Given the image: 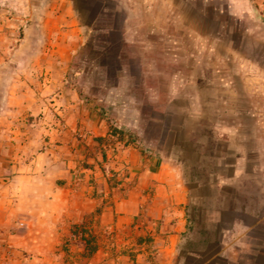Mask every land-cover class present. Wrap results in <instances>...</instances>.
Returning a JSON list of instances; mask_svg holds the SVG:
<instances>
[{
    "label": "crops",
    "instance_id": "obj_1",
    "mask_svg": "<svg viewBox=\"0 0 264 264\" xmlns=\"http://www.w3.org/2000/svg\"><path fill=\"white\" fill-rule=\"evenodd\" d=\"M14 1L11 26L24 34L1 37L0 46L31 49L22 56L0 55L11 108L59 109L65 122L60 127L50 118L33 119L35 129L25 136L29 144L0 168V264H264V202L246 196L243 186L251 175H262L259 135L237 129L238 122H217L216 154H170L160 147L149 152L127 143L108 159L110 154L100 151L106 119L94 114L75 88L54 84L69 78L63 67L72 43L83 45L81 31L103 32L110 46L143 48L148 36L164 46L169 30L170 46H179V32L197 33L190 15L211 21L213 14L228 13L264 22V0H225L219 8L213 0H198V7L196 0H92L88 23L77 22L68 0ZM75 7L81 18L83 10ZM32 16L43 39L24 37L33 28ZM6 27L0 21L1 35ZM48 93L59 99L39 97ZM188 100L197 107L193 95ZM13 119L0 117V127L22 125L21 118ZM75 131L86 150L73 149ZM185 137L173 146L179 152L185 151ZM121 167L125 174L113 186ZM95 224L108 240L97 249ZM85 239L91 240L89 248Z\"/></svg>",
    "mask_w": 264,
    "mask_h": 264
},
{
    "label": "rangeland",
    "instance_id": "obj_2",
    "mask_svg": "<svg viewBox=\"0 0 264 264\" xmlns=\"http://www.w3.org/2000/svg\"><path fill=\"white\" fill-rule=\"evenodd\" d=\"M13 1L0 0V21L7 24L0 38L23 37L24 31L16 32L17 29L13 30L15 27L11 26L15 21ZM68 1L78 23L91 20L92 6H95L92 0ZM213 2L219 8L225 0ZM76 5L83 10L81 18L76 16ZM195 6H199L198 0ZM146 17L145 21L149 23L150 15ZM201 19L197 14L189 16V23L197 33L179 32V46H170L171 41L168 40L172 32L169 30L162 36L164 46H160L159 39L148 36L149 45L143 48L124 44L110 46L103 32L81 31L79 35L83 45L72 43V52H68L66 67H63L62 74L69 78L66 81L58 78L54 84L58 88L62 82L75 88L79 99L88 103L94 114L96 112L106 119L108 126L100 151L101 154H110L108 159L117 148L127 143L132 146L142 144L143 149L147 148L149 152L160 147L170 154H216L220 139L214 124L238 122L241 125L237 129L260 137L259 165L263 176L251 175L244 180L243 186L246 196L264 202V22L228 13L213 14L211 21ZM31 20L34 21L33 28L24 37L43 39L45 34L40 26L35 25V16ZM170 22L164 20V23ZM78 26L82 28L81 24ZM28 49L31 48L1 45L0 55H27ZM139 58H146L147 62L141 64L136 61ZM8 69V66H2V71ZM141 69L147 72L144 77ZM5 85L0 79V91L4 92L0 93V104L3 105L0 117L6 120L21 118L22 125L0 127V168L9 160V155L29 144L25 136L35 129L33 119L37 122L50 118L60 127L65 122L64 111L59 109H51L49 113L12 109L13 97L6 93ZM192 95L197 100V107L188 100ZM39 97H47L50 102L59 99L52 93ZM113 106H118L119 110H114ZM115 121L122 124L117 125ZM79 132L72 133L73 149L77 152L87 148ZM183 136L188 139L185 137V151L179 152L173 146ZM125 169L121 167L118 170L120 179H113V186L122 181ZM105 236L95 224V249L106 245L108 240ZM90 241L85 239L87 248L91 246ZM68 261L72 262L71 259Z\"/></svg>",
    "mask_w": 264,
    "mask_h": 264
}]
</instances>
